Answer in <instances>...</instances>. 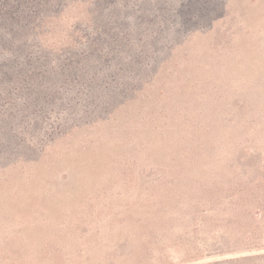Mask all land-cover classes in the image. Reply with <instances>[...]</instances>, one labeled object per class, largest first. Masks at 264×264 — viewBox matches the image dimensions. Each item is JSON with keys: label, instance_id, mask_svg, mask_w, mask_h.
Returning a JSON list of instances; mask_svg holds the SVG:
<instances>
[{"label": "rangeland", "instance_id": "374dc122", "mask_svg": "<svg viewBox=\"0 0 264 264\" xmlns=\"http://www.w3.org/2000/svg\"><path fill=\"white\" fill-rule=\"evenodd\" d=\"M0 264H264V0H0Z\"/></svg>", "mask_w": 264, "mask_h": 264}]
</instances>
